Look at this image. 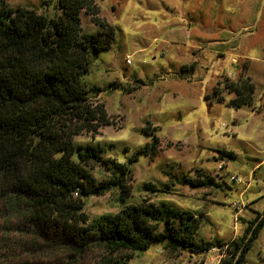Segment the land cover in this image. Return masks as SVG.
Here are the masks:
<instances>
[{"label":"rangeland","instance_id":"374dc122","mask_svg":"<svg viewBox=\"0 0 264 264\" xmlns=\"http://www.w3.org/2000/svg\"><path fill=\"white\" fill-rule=\"evenodd\" d=\"M3 1L9 8L34 10L47 18L60 14L58 0ZM95 4L97 18L113 27L114 41L95 55L81 82L91 99L104 104L114 125L104 126L94 137H74L73 144L83 149L99 146L102 157L130 168L132 180L130 196L124 200L119 189L85 198L83 210L89 220L149 198L201 217L200 239L241 237L248 217L264 213V163L251 171L264 159V0ZM80 22L84 34L98 29L83 12ZM246 78L253 86L251 104L236 109L228 105L236 92L225 86L234 87ZM215 88L222 102L216 101ZM222 151L234 157L222 156ZM89 173L97 181L110 179L100 167ZM196 182L201 184L193 186ZM245 182L249 187L243 192ZM233 203L239 205L237 210ZM2 229L0 220V240L6 238ZM7 238L10 243L35 244L16 233ZM40 246L37 241L32 248ZM35 251L16 263L54 261L51 254L38 256ZM212 253L215 264L219 256ZM99 255L85 253L75 264H98ZM208 258L186 251L171 255L155 244L136 252L127 264H210ZM58 259L62 262L66 256L60 253ZM245 264H264V226L246 252Z\"/></svg>","mask_w":264,"mask_h":264},{"label":"trees","instance_id":"16d2710c","mask_svg":"<svg viewBox=\"0 0 264 264\" xmlns=\"http://www.w3.org/2000/svg\"><path fill=\"white\" fill-rule=\"evenodd\" d=\"M58 8L59 15L47 18L0 0V220L6 235L0 240V264H17L35 251L37 241L41 246L34 255L51 254L54 261L47 264H75L94 251L100 254L98 264H127L136 252L155 244L171 255L207 253L215 246L224 252L217 264H245L246 252L264 226V214L229 242L198 238L201 217L149 198L89 220L85 198L119 189L124 200L131 193L127 165L102 157L99 146L73 144L74 137H94L104 126L114 125L104 104L91 99L81 82L95 55L111 47L114 29L97 18L95 0H58ZM82 12L98 27L94 33H83ZM225 90L236 92L228 105L238 109L251 104L249 78ZM219 94L215 88L213 95L222 102ZM220 154L234 157L231 152ZM96 167L110 179L92 177L89 169ZM145 188L157 191L151 185ZM11 233L35 244L10 243ZM60 253L66 260L58 259Z\"/></svg>","mask_w":264,"mask_h":264},{"label":"crops","instance_id":"0c3cea01","mask_svg":"<svg viewBox=\"0 0 264 264\" xmlns=\"http://www.w3.org/2000/svg\"><path fill=\"white\" fill-rule=\"evenodd\" d=\"M262 163H264V159L260 160L259 163H257L256 165H254V167H252L251 171H253L257 166H260V167H261ZM247 183H248V186H244L243 192H244V190H246V189L249 187V182H245L244 185H246ZM263 214H264V213H263ZM263 214H259V213H257V215H256L255 218L248 217L249 220H247L246 223H244V225H245V227H244V232H245V230L247 229V227L249 226V224H250L251 222H254L255 219H261ZM193 215H194V214H193ZM194 216H196V215H194ZM238 219H239V218H238ZM257 221H258V220L255 221V224H256ZM244 232H243V234H244ZM234 238H236V237H232V238L229 239L228 241H223V240H221V239L218 240V241L229 242V241L233 240ZM204 255L209 256V258H208V262H209L210 264H214V262H212V261L215 260V255H214L213 253L207 252V253H204ZM217 263H218V260L215 262V264H217Z\"/></svg>","mask_w":264,"mask_h":264},{"label":"built area","instance_id":"2783aa9c","mask_svg":"<svg viewBox=\"0 0 264 264\" xmlns=\"http://www.w3.org/2000/svg\"><path fill=\"white\" fill-rule=\"evenodd\" d=\"M126 63H128V57L126 58ZM231 180L234 181V182H237V183H239V184H242V182L240 181V179L237 178V177H232ZM245 186H248V183H247ZM231 207H233V208H235V209L237 210V209L239 208V205L233 203V204L231 205ZM208 252H211V253H212V252H216V253H218V256H219V257L217 258L218 261L224 256V252L221 251V250H219V248H217V247H215V246L211 247L210 250H209Z\"/></svg>","mask_w":264,"mask_h":264}]
</instances>
